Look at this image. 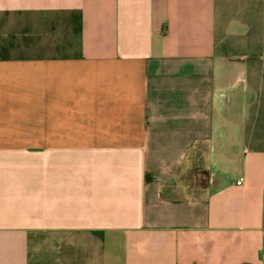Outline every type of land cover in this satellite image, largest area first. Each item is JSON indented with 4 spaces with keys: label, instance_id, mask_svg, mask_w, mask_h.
Segmentation results:
<instances>
[{
    "label": "crops",
    "instance_id": "1",
    "mask_svg": "<svg viewBox=\"0 0 264 264\" xmlns=\"http://www.w3.org/2000/svg\"><path fill=\"white\" fill-rule=\"evenodd\" d=\"M0 264H264V0H0Z\"/></svg>",
    "mask_w": 264,
    "mask_h": 264
},
{
    "label": "built area",
    "instance_id": "2",
    "mask_svg": "<svg viewBox=\"0 0 264 264\" xmlns=\"http://www.w3.org/2000/svg\"><path fill=\"white\" fill-rule=\"evenodd\" d=\"M241 182H239V184H240Z\"/></svg>",
    "mask_w": 264,
    "mask_h": 264
}]
</instances>
